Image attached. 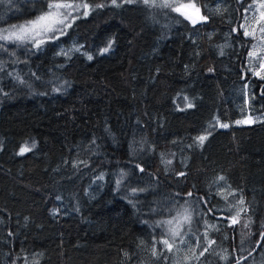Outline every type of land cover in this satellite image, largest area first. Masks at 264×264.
Listing matches in <instances>:
<instances>
[{"label": "trees", "instance_id": "trees-1", "mask_svg": "<svg viewBox=\"0 0 264 264\" xmlns=\"http://www.w3.org/2000/svg\"><path fill=\"white\" fill-rule=\"evenodd\" d=\"M48 2L0 0V30ZM65 2L90 10L58 39L0 42V264L248 255L264 230V79L253 76V40L240 30L251 0H175L202 11L200 26L142 0ZM248 115L249 125L213 127ZM240 197L246 211L232 224ZM184 206L196 215L183 233L191 246L183 252L176 240L169 252L154 241L169 238L161 222ZM205 231L214 243L197 259ZM240 264H264V239Z\"/></svg>", "mask_w": 264, "mask_h": 264}, {"label": "snow or ice", "instance_id": "snow-or-ice-1", "mask_svg": "<svg viewBox=\"0 0 264 264\" xmlns=\"http://www.w3.org/2000/svg\"><path fill=\"white\" fill-rule=\"evenodd\" d=\"M124 3H135L137 0H122ZM142 3L147 7H159V8H169L172 11L179 12L181 15L185 16L187 19H191L193 23H195V19L192 15H190L184 9H193L195 6L191 3H176L175 0H142ZM112 4L115 6H119L118 0H112ZM97 8L104 7L103 4L96 5ZM259 7L264 9V0H260ZM81 9H84L81 12ZM90 10V6L88 3L78 2V3H69L65 2V0H49L48 2V11L42 13L35 20L29 21L27 24L13 26L12 30H4L6 34H0V41H13L19 43H32L33 46L39 48L41 44H43L46 40L49 39H58L59 35H63L66 28L71 26V21L78 18V16H74L73 13H78L79 15L87 16L88 11ZM94 10V9H92ZM196 13H199V9L195 8ZM261 20H264V12L261 13ZM200 19H205V17H200ZM264 31V28L261 29ZM59 34V35H57ZM245 35H249L247 31H245ZM111 48V42L102 50V52H107ZM75 51H79V49H74ZM250 57H255L256 53L250 52ZM88 59L91 60L92 56H88ZM261 69H264V64H261ZM260 75V72L256 73ZM264 79V76H261ZM191 107V105H189ZM237 123H253L251 119L245 121H237ZM220 127L228 128V124H221ZM207 139L206 135H201L197 137L198 143L202 146L204 141ZM35 147V145H32ZM29 147H22L20 154H23L29 151ZM170 163V161H169ZM75 166V165H74ZM143 171V169H141ZM221 181L224 180V177H219ZM189 196L192 195L191 192L188 193ZM235 195V193H232ZM227 199V197H225ZM238 204L241 206L238 208L236 215L231 217V223L236 224L239 222L240 212L246 211L242 206L244 205L243 197H240L238 200ZM234 206V205H231ZM177 223L176 226L169 227L168 232L170 233L171 239L163 238L158 241H154V243H161L167 249V251L172 252L174 247H176V240L179 238V243H185L183 239V234L180 231V223L191 224L192 215L188 211L187 208H184L182 213H178L176 218ZM161 224H167L169 226L173 225V220L162 221ZM247 226V225H245ZM206 227H214V226H206ZM168 234H165L167 237ZM204 240L208 241V247H204L202 251L199 252L198 255L195 253V249H193V255H196V258L199 259L200 256H203L205 252L209 251V248L214 243L208 237L207 231L203 234ZM264 235V234H262ZM203 241H198L197 247H200ZM161 253H158L155 248H153V255L159 256ZM189 257H185V260H188ZM222 259H227L226 256L222 257ZM239 264V261L237 262Z\"/></svg>", "mask_w": 264, "mask_h": 264}, {"label": "rangeland", "instance_id": "rangeland-1", "mask_svg": "<svg viewBox=\"0 0 264 264\" xmlns=\"http://www.w3.org/2000/svg\"><path fill=\"white\" fill-rule=\"evenodd\" d=\"M259 3H260V0H251L250 5L245 10V15H244V19H243V21L241 23L240 30L242 31V33H243V35L245 37H248V38L253 40V45H252V49L251 50H252V52L254 51L256 53L255 58L254 57L253 58L256 60L255 64H257V66H255V68L253 69V76L258 78V79H262L261 76H264V69H261V64H264V31H261V29L264 28V20H261L260 17H261V13L264 12V9H261L259 7ZM73 15L77 16V13H73ZM35 19H33V20H35ZM73 21H71V24L73 23ZM27 23H24V24H27ZM20 25H23V24H20ZM17 26H19V25H17ZM68 28H66V30ZM12 29H13V27L7 28V29H2V30H0V34H6L4 32V30H12ZM66 30H65V32H66ZM245 31H247L249 33V35H245ZM65 32H64V34H65ZM57 35H59V34H57ZM60 36H62V35H59V37ZM52 40H55V39H49V40H46L45 42L52 41ZM0 42L1 43H11L13 41L10 40V41H7V42H5V41H0ZM43 44H41V45H43ZM257 72H260V75H257L256 74ZM248 119H251L253 121V118L251 116H249V115L246 116L245 118H243L242 120H237V121H245V120H248ZM237 121H234L231 124H229V123H226V124L232 125V126H240V125H249V124H251V123H239L238 124ZM221 124H224V123L215 122V124L213 126L214 129H226V128L220 127ZM210 132L211 131L207 130L202 135H206L207 136ZM184 208H187L188 211L191 213L192 222H191V224H186V223H183V222L180 223V231H181L182 234L185 232L186 229H190L192 227L194 218L196 216L195 213H194V210L190 206L182 207L179 210L178 213H182ZM177 216H178V214L174 218H176ZM174 218L171 219V220H173V225L172 226H169V225L166 226L167 232L169 230V227L176 226L177 221ZM168 235H169V239H171V236H170L169 232H168ZM190 238H191L190 236H184L183 239H184L185 243H183V244L179 243V241H178L179 238H177L178 248L181 251L185 252V251H187L190 248V246H191Z\"/></svg>", "mask_w": 264, "mask_h": 264}, {"label": "water", "instance_id": "water-1", "mask_svg": "<svg viewBox=\"0 0 264 264\" xmlns=\"http://www.w3.org/2000/svg\"><path fill=\"white\" fill-rule=\"evenodd\" d=\"M184 11H187L190 15H192L196 22L193 23V21L191 19L185 18V16L181 15L179 12H177V13L180 16H182L191 26H200L203 23H208L207 19H200V17H203L202 11L200 9H199V13L198 14L196 13L195 8H193V9H184ZM262 234H264V230L261 233L260 238H259L255 248L248 255H246L245 257L241 258L239 260V264L241 262L245 261L247 258L251 257L259 249V247H260V245H261V243L263 242V239H264V235H262ZM237 262H235L233 264H237Z\"/></svg>", "mask_w": 264, "mask_h": 264}]
</instances>
